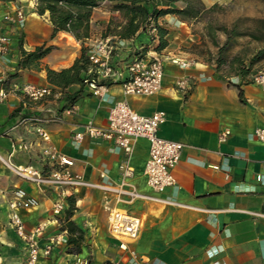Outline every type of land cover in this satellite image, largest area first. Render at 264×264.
<instances>
[{
	"label": "crops",
	"instance_id": "0c3cea01",
	"mask_svg": "<svg viewBox=\"0 0 264 264\" xmlns=\"http://www.w3.org/2000/svg\"><path fill=\"white\" fill-rule=\"evenodd\" d=\"M30 4L26 26L20 33L9 29L0 18V25L10 32L13 58L10 64L0 62V75L18 73L3 84L7 96L0 100V264H27L25 245L9 219L8 200L15 187L25 188L39 200L35 209L20 213L28 231L45 224L38 237L41 246L50 235L65 231L61 230V221L68 204L58 216L51 212L58 192L29 182L14 171V167L28 165L38 171L47 170L49 164L41 154L46 145L70 157L72 169L89 181H98L101 170L106 169L109 181L120 184L119 164L127 160L134 169L127 179L131 189L182 205L138 197L117 201L109 196L110 209L129 211L141 218L135 239L118 240L108 232L106 194L80 187L71 193L77 207L71 220L84 231V244L89 247L75 254L67 253L65 246H57L35 264H264V145L250 137L255 128H264V88L241 83L240 97L233 84L239 82L238 77L229 83L216 75L212 64L178 48L192 39L191 34L178 15L167 14L159 19L169 29L164 51L190 60L191 66L164 61L161 89L150 96L125 94L116 83H108L103 95L95 96L87 85L72 84L64 91L76 92L77 99L70 107L60 108L62 89L47 81L45 66L55 70L69 67L79 54L80 44L65 32L51 36L48 14L38 15L36 2L30 0ZM111 15L120 16L111 12L107 3L92 11L88 45L101 36ZM20 37L26 51L42 44L55 48L41 59L39 68L16 69ZM145 41L144 35L121 40L114 61L124 67L134 45L140 47ZM182 77L188 82L186 91L174 86L175 80ZM22 83L47 86L52 94L31 100L13 88ZM116 101L127 103L142 115L165 113L159 135L184 144L173 169L175 187L158 193L147 185L146 139L132 140L127 155L114 140L93 138L84 132L88 124L105 126L109 108ZM37 125L48 131L50 141H42L35 131ZM221 129L229 130L223 142L219 140ZM76 133H83L79 142L74 141ZM20 143L27 148L12 150L13 144ZM258 175L263 176L262 181L256 179ZM121 243L128 250L121 249ZM129 249L134 250L133 255Z\"/></svg>",
	"mask_w": 264,
	"mask_h": 264
},
{
	"label": "built area",
	"instance_id": "2783aa9c",
	"mask_svg": "<svg viewBox=\"0 0 264 264\" xmlns=\"http://www.w3.org/2000/svg\"><path fill=\"white\" fill-rule=\"evenodd\" d=\"M27 17L28 12L21 2L0 0V18L9 29L20 33L26 26ZM151 32H155L154 27ZM121 40L123 39L116 36H100L93 44L88 45L89 66L87 72L91 74V79H85V85L95 96L103 95L107 83L119 84L125 94L150 96L161 89L164 77V61H170L181 67L192 65L190 60L171 55L164 49L161 51L150 49L142 56L131 55L125 66L120 67L114 61V52L121 45ZM11 48L10 32L0 25L1 63H12ZM4 79L5 76L0 75V100L7 96V91L3 86ZM248 80L264 88V68L251 73ZM174 86L177 90L186 91L188 82L186 78H178L175 80ZM13 88L31 100H41L52 94L49 87L33 83L16 84ZM165 120L166 115L163 111L142 115L133 110L127 103L116 101L109 108L105 126L97 127L88 124L84 132L93 138L114 140L115 145L121 147L127 155L131 152L132 140L136 138L146 139L149 144L144 169L146 183L153 191L159 193L168 187L176 186L177 180L173 169L178 164L184 147L182 142L166 139L159 135V127ZM35 131L42 141H50V135L44 127L37 125ZM82 135L83 133H76L74 141L79 142ZM228 135V129H221L219 140L221 142L225 141ZM250 137L264 145V128H255ZM26 148L27 145L24 143L12 145V150ZM41 154L49 164L47 170L38 171L28 165L14 167L15 173L29 182L58 192L51 208L54 216L60 215L65 210L67 206L65 197L71 195L78 188L89 187L102 191L106 194V207L110 210L107 225L108 232L115 239H135L141 227V218L129 211L110 209L108 207L109 196L114 197V200L117 201L138 197L164 204L182 205L167 198L140 194L133 188L131 189V184L127 182V179L133 176L134 169L128 164L127 160L119 164L121 183L112 184L108 179L106 169L101 170L98 181L85 179L72 169L73 160L58 152L51 145L44 146ZM256 179L262 181L263 176L258 175ZM38 205V198L28 193L23 187H15L12 190L11 198L8 200L10 223L25 245L27 264H35L41 257H47L55 247L65 246L67 243V233L61 231L50 235L45 244L41 246L38 237L44 230L45 224H40L29 231L26 229L20 212L31 211ZM120 248L128 250V247L123 243L120 244ZM129 253L133 255L134 250L129 249Z\"/></svg>",
	"mask_w": 264,
	"mask_h": 264
},
{
	"label": "trees",
	"instance_id": "16d2710c",
	"mask_svg": "<svg viewBox=\"0 0 264 264\" xmlns=\"http://www.w3.org/2000/svg\"><path fill=\"white\" fill-rule=\"evenodd\" d=\"M35 12L42 16L48 14L52 27L51 36L58 32L70 34L80 44L78 56L69 67L59 70L45 66L46 79L54 87L62 89L58 97L60 108L70 107L77 99L76 92L64 91L72 84L85 85V79H91L87 72L89 66L87 39L91 37V16L95 8L107 3L111 12H118L119 17L111 15L101 32L102 37L116 36L119 39L130 40L139 35H144L146 41L140 47L134 45L130 54L142 56L147 50L161 51L167 47L169 41L167 35L169 29L165 23H159V19L167 14L178 15L183 21L192 22L198 20L204 13L218 7L213 4L206 8L201 0H34ZM264 2V0H259ZM155 28L152 33L151 29ZM203 36L207 37L214 47L212 58H203L209 61L216 75L229 80L231 75L239 78V82L233 83L242 96L241 83H249L248 76L251 74L253 65L264 60V17L238 18L231 25L204 24ZM222 37V39H220ZM240 39H248L259 46L246 59L236 53L228 54L238 46ZM55 48L54 45H38L33 50L26 51L22 47V38L18 40L19 57L16 69L39 68L42 58ZM210 53V52H208ZM228 67V72H225ZM17 71L9 73L4 83L11 77H16ZM108 84V83H107ZM68 207L65 210L64 219L61 221V230L67 233L65 251L78 254L84 244V231L73 221L76 205L73 196L66 197Z\"/></svg>",
	"mask_w": 264,
	"mask_h": 264
},
{
	"label": "rangeland",
	"instance_id": "374dc122",
	"mask_svg": "<svg viewBox=\"0 0 264 264\" xmlns=\"http://www.w3.org/2000/svg\"><path fill=\"white\" fill-rule=\"evenodd\" d=\"M33 1V0H32ZM206 8H210L213 4H217L218 7L206 12L196 21L186 22L189 32L191 34L188 43H180L179 49L187 50L188 52L199 56L201 58H212L214 53V47L210 44L207 37L203 36L204 24L212 22L214 24L231 25L238 18H252V17H264V2L259 0H201ZM22 4L25 9L30 8V0H22ZM95 27V25H94ZM222 39V37H220ZM69 48H72L71 44H67ZM259 46L258 43L250 41L248 39H240L238 46L231 51L228 56H233L238 53L241 57L248 58L251 53ZM210 52V53H208ZM70 55V54H69ZM210 63L209 61H207ZM211 64V63H210ZM214 68V67H213ZM264 68V60L253 65L251 73ZM225 72H228V67H225ZM237 76L231 75L229 80L231 82L236 81Z\"/></svg>",
	"mask_w": 264,
	"mask_h": 264
}]
</instances>
